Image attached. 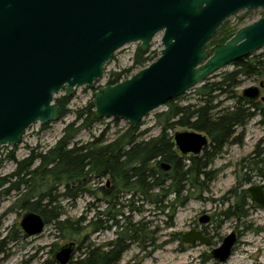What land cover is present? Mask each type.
<instances>
[{
    "label": "water",
    "instance_id": "95a60500",
    "mask_svg": "<svg viewBox=\"0 0 264 264\" xmlns=\"http://www.w3.org/2000/svg\"><path fill=\"white\" fill-rule=\"evenodd\" d=\"M257 9H264V0H0V147L18 145L36 123L57 122L56 96L63 91L69 98L80 87L94 90L96 120H122L136 128L149 113L264 47V16L225 43L209 46L226 20ZM157 36L162 49L155 61L122 82L95 90L117 51L137 43L146 52ZM262 87L247 88L241 97L255 102ZM172 143L180 157L199 156L209 139L191 130L175 133ZM262 179L246 193L264 208V175ZM198 222L206 224L208 218ZM44 227L42 216L30 211L18 224L26 237L41 234ZM181 242L211 246L196 230ZM236 243L232 231L210 258L226 262ZM73 247L59 248L54 264H69Z\"/></svg>",
    "mask_w": 264,
    "mask_h": 264
},
{
    "label": "trees",
    "instance_id": "16d2710c",
    "mask_svg": "<svg viewBox=\"0 0 264 264\" xmlns=\"http://www.w3.org/2000/svg\"><path fill=\"white\" fill-rule=\"evenodd\" d=\"M223 24L217 29L209 46L225 43L236 32V29H226ZM156 58L158 54L155 52H140L137 47L132 65L109 73L105 85H115L128 79ZM231 66L234 67L233 71L221 74L217 81L210 82L208 78L197 88L198 104L178 105L176 101L179 98L165 104L167 112L155 115L162 126L161 132L154 137L141 139L146 132L139 131V124L134 129L127 128L107 144L103 143L108 128L98 138L79 145L74 141L76 135L82 130H91L101 121L93 117L91 104L87 103L75 112L74 121L63 129L62 137L53 147L45 152L31 154L19 162L13 174L0 179V188L8 183L4 194L8 195L12 191L17 193L16 203L20 208L41 215L45 226L53 222L55 229L60 232L68 224L65 229L71 237L79 233V229L77 225L60 221L59 199L72 201L83 194L99 193L106 203L105 210L88 221L84 229L102 232L115 228L116 236L103 248L85 247L81 257L69 264H118L130 244H143L146 240L144 221L133 222L134 215H140L144 205H151L161 214L168 210L167 217L172 221L176 209L185 205L192 192L201 194L207 190V184L212 180L207 169L214 156L235 141L236 130L244 127L254 113L259 111L264 115V106L246 101L234 93L240 77L259 76L264 85V54L251 55ZM220 95H226L232 105L219 108L221 104H214ZM69 100L64 96L55 98L60 117L66 113ZM176 126L208 137L209 144L199 156H179L167 132ZM47 128L48 125L41 126V130ZM162 165H168V169ZM94 179L100 180V184L104 179L107 182L92 189L88 183ZM244 183L248 184L249 180L245 179ZM122 199L124 202H120ZM227 213L230 211L224 215ZM23 236L19 228L13 229L5 237L0 235V256L6 255L10 243ZM42 264L54 262L46 260Z\"/></svg>",
    "mask_w": 264,
    "mask_h": 264
},
{
    "label": "rangeland",
    "instance_id": "374dc122",
    "mask_svg": "<svg viewBox=\"0 0 264 264\" xmlns=\"http://www.w3.org/2000/svg\"><path fill=\"white\" fill-rule=\"evenodd\" d=\"M263 10L239 12L226 20L223 25L226 29L238 31L264 16ZM160 39V36L155 37L148 48L149 52H155L158 57L162 49ZM137 47V43L130 44L114 54L106 64L102 79L95 83V90L106 86L109 73L127 69L132 65V58ZM261 54H264V47L252 56ZM233 70V66H225L212 75L209 81H217L221 74ZM261 81L259 76L240 77L234 93L241 97L243 90L259 87ZM200 86L190 89L179 97L176 103L182 106L198 104L199 96L196 90ZM93 92L94 90L85 87L78 88L72 92L65 108L66 113L57 122L49 124L45 130H41V125L36 123L24 132L18 145L0 147V179H6L13 174L17 169V164L29 155L45 152L53 147L62 137L63 129L74 121L75 112L87 103L91 104ZM61 96H63V91L56 98ZM262 97H264V91L260 89L255 103L264 106V102L261 101ZM213 103L221 104L219 108L232 105L226 95H220ZM167 110L168 107L164 105L142 119L139 131L146 133L141 139L157 136L161 132V121L158 122L155 115L165 113ZM254 114L244 127L236 130L233 138L235 141L227 144L220 153L214 156L212 164L207 169L212 177L207 184V190L201 194L192 192L185 205L176 209L172 221H169L167 217L168 210L161 214L151 205H144L142 213L134 215L133 222L144 221L146 240L143 244L141 242L130 244L118 264H264V208L256 207L246 193L248 188L260 186L264 175V115L259 111ZM113 120L115 119H103L91 130H82L76 135L74 141L79 145L91 142L108 128L103 144L111 142L129 128L127 122ZM183 131L191 130L176 126L167 132L173 137L175 133ZM245 179L249 180L248 184L244 183ZM100 182L94 179L88 185L94 189L104 185L107 179L102 180V184ZM8 186L9 184L6 183L0 188L1 237L11 233L13 229H18L21 217L27 212L16 203L17 193L12 191L8 195L4 194ZM44 203L45 201L42 202ZM105 204L103 196L99 193L83 194L72 201L59 199L57 205L61 214L60 221L77 225L79 233L71 237L69 231L65 229L68 224L59 232L55 229L53 222L49 223L41 234L33 237L23 236L18 241L10 243L6 255L0 256V264H42L46 260L52 261L55 252L69 243L74 244L71 261L78 260L87 246L93 248L102 246L103 248L107 242L115 238L116 229L90 232L84 228L88 221L97 216L98 212L105 210ZM227 211L230 213L224 215ZM125 214L128 215V213ZM206 215L210 216V221L205 225L200 224L199 219ZM81 220L84 221L81 223ZM201 229L206 230L211 238L210 247L198 243L183 244L181 242L184 234L191 230ZM232 231L237 233V243L232 255L226 262L216 263L210 258V251L219 247L222 240ZM79 247V251H76Z\"/></svg>",
    "mask_w": 264,
    "mask_h": 264
},
{
    "label": "flooded vegetation",
    "instance_id": "af4514ba",
    "mask_svg": "<svg viewBox=\"0 0 264 264\" xmlns=\"http://www.w3.org/2000/svg\"><path fill=\"white\" fill-rule=\"evenodd\" d=\"M260 83H262L263 84V82L261 81ZM259 83V84H260ZM263 91H264V85H263V87L261 88ZM107 185H108V183H107ZM263 192H264V190H263ZM206 217L208 218V222L210 221V216H208V215H206ZM208 222L206 223V224H208ZM203 225H205V224H203ZM200 231V233L204 236V237H206V238H208V239H210L211 240V238L209 237V235H208V233H207V231L206 230H199ZM235 234H236V237H237V233L235 232Z\"/></svg>",
    "mask_w": 264,
    "mask_h": 264
}]
</instances>
